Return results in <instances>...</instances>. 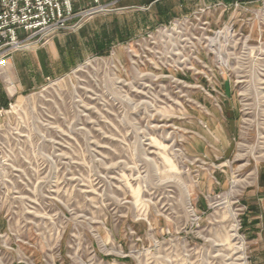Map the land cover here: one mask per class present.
<instances>
[{
    "label": "rangeland",
    "instance_id": "1",
    "mask_svg": "<svg viewBox=\"0 0 264 264\" xmlns=\"http://www.w3.org/2000/svg\"><path fill=\"white\" fill-rule=\"evenodd\" d=\"M220 4L52 38L92 34L0 114V264H264V0Z\"/></svg>",
    "mask_w": 264,
    "mask_h": 264
},
{
    "label": "crops",
    "instance_id": "2",
    "mask_svg": "<svg viewBox=\"0 0 264 264\" xmlns=\"http://www.w3.org/2000/svg\"><path fill=\"white\" fill-rule=\"evenodd\" d=\"M238 1L250 4L255 0H101L103 4H114L120 9V14L113 15L111 19L114 26L120 27L119 35L116 36L119 40L133 37L136 32L146 28L188 16L200 6L220 3L234 5ZM125 16L134 18V29L131 31L123 24L126 23L125 19L122 20ZM87 28L88 25L77 34H68L67 40L61 41L56 36L43 47L13 54L8 59V66L4 70L0 69V114L16 95L29 93L49 76L65 72L67 66L72 64L67 61L66 55L80 47L77 35L92 38ZM98 34L99 31H94L93 37Z\"/></svg>",
    "mask_w": 264,
    "mask_h": 264
},
{
    "label": "built area",
    "instance_id": "3",
    "mask_svg": "<svg viewBox=\"0 0 264 264\" xmlns=\"http://www.w3.org/2000/svg\"><path fill=\"white\" fill-rule=\"evenodd\" d=\"M210 7L195 13L204 15ZM108 11L111 5H102L100 0H0V69L18 51L44 45L62 31H75ZM21 32L28 35L21 38Z\"/></svg>",
    "mask_w": 264,
    "mask_h": 264
},
{
    "label": "bare ground",
    "instance_id": "4",
    "mask_svg": "<svg viewBox=\"0 0 264 264\" xmlns=\"http://www.w3.org/2000/svg\"><path fill=\"white\" fill-rule=\"evenodd\" d=\"M233 230H232V233L230 234V236L229 237H227V239H226V242H229L230 241V238H232V237H237V229H238V226H233V228H232ZM227 245V244H226ZM228 247H230L231 246V243H228V245H227ZM238 249H240V251H243V247L241 246L240 248H238ZM245 251V250H244ZM243 254V253H242Z\"/></svg>",
    "mask_w": 264,
    "mask_h": 264
},
{
    "label": "trees",
    "instance_id": "5",
    "mask_svg": "<svg viewBox=\"0 0 264 264\" xmlns=\"http://www.w3.org/2000/svg\"><path fill=\"white\" fill-rule=\"evenodd\" d=\"M98 54H106L105 49L103 51H100Z\"/></svg>",
    "mask_w": 264,
    "mask_h": 264
}]
</instances>
